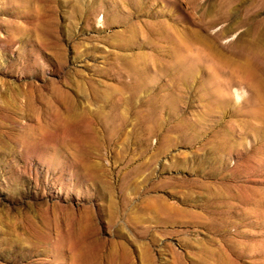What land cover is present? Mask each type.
Segmentation results:
<instances>
[{"label": "rangeland", "instance_id": "rangeland-1", "mask_svg": "<svg viewBox=\"0 0 264 264\" xmlns=\"http://www.w3.org/2000/svg\"><path fill=\"white\" fill-rule=\"evenodd\" d=\"M263 27L264 0H0V264H264V113L211 77L264 81Z\"/></svg>", "mask_w": 264, "mask_h": 264}, {"label": "bare ground", "instance_id": "bare-ground-1", "mask_svg": "<svg viewBox=\"0 0 264 264\" xmlns=\"http://www.w3.org/2000/svg\"><path fill=\"white\" fill-rule=\"evenodd\" d=\"M247 48H248V52H250V50H252L255 53L264 54V27L259 29L256 32V34H254V37H253L252 41L248 44ZM214 57L215 58L217 57L216 60L218 61V63H217L216 72L213 73V75L211 76L213 81L216 82L217 80H219V77L225 78L224 81H222V82L220 81V84L216 82L217 86L215 87V90H214V94L216 95V97L220 98L221 96H225V102L226 103H233L234 100L232 99L230 94L233 93L236 100L239 101L243 97V93L240 92V89L237 88V86H240V88H242V86L245 88L247 87L251 91L250 92L251 95L249 98L250 104L252 105V107H257L256 108L257 110H259L258 109V107H259L264 113V81L262 79H260L255 74V72L252 70L251 60L249 59V60L245 61L244 63H233L232 64L233 67H229V69H225L224 67H226V66L223 63L224 61H222L220 59L221 57L219 58V56H217V54H214ZM224 91L227 92L226 95L224 94ZM207 97H209V96H207ZM252 109H254V108H252ZM252 109H250V110H252ZM261 110H260V113H261ZM212 111H213V108H212ZM249 114L252 117L257 116L256 113H254V112L251 113V111L249 112ZM258 115H259V113H258ZM258 119H261V118H258ZM150 203H152V201Z\"/></svg>", "mask_w": 264, "mask_h": 264}]
</instances>
